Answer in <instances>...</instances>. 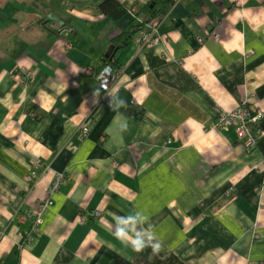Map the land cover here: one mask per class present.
Returning a JSON list of instances; mask_svg holds the SVG:
<instances>
[{"label":"crops","instance_id":"obj_1","mask_svg":"<svg viewBox=\"0 0 264 264\" xmlns=\"http://www.w3.org/2000/svg\"><path fill=\"white\" fill-rule=\"evenodd\" d=\"M102 1L0 0V264H264V136L247 151L207 129L217 107L264 113V0H176L155 49L115 42L143 18ZM108 58L125 71L103 91L80 68ZM62 172L31 238L15 213ZM135 211L158 255L115 238L113 214Z\"/></svg>","mask_w":264,"mask_h":264},{"label":"rangeland","instance_id":"obj_2","mask_svg":"<svg viewBox=\"0 0 264 264\" xmlns=\"http://www.w3.org/2000/svg\"><path fill=\"white\" fill-rule=\"evenodd\" d=\"M169 13H167L164 16H159L157 17L155 20L157 21V25H154V29H153V24L150 23V21H145L144 20L140 23H144L143 25V29L146 31H149V33H151L152 35H150L148 37V39H150L151 41L156 39L157 36H155V33L158 34L160 37L163 35V33L161 32V23H162V19L164 17H166ZM135 18L138 20L137 16L134 15ZM147 28V29H146ZM164 42V41H163ZM162 43H159L158 45L155 46H151L153 49L157 48L158 46H160ZM149 44H140V46L146 47ZM68 48L72 47V41L68 42L67 45ZM109 65V64H108ZM91 66V67H90ZM107 65H104L101 68H95L96 71L92 68V65H85L82 66L80 68L81 73L84 72L83 67H85L87 70H85V74L86 76L90 75V76H95L97 78V82L99 83L100 87H102L103 85V80L98 78V73L100 71H102L104 68H106ZM113 68L118 69L116 70L117 72L113 73V75L111 76V79L109 80L108 85H110L113 76L115 74L120 75L122 74L125 69L123 68L124 66H121L119 68L114 67V65H111ZM118 66V65H117ZM29 72H24L22 74V79H26V77H30ZM106 83V84H107ZM104 86V85H103ZM109 87V86H108ZM264 121V113L260 110L255 111V112H250L243 104H241L239 107H237L236 109L233 110H225L222 109L220 107H217V114H216V118L207 125V129L208 130H220L223 132H228L231 130H235L236 134L238 136V139L241 140L247 151H252L254 149H256L259 144L260 141L262 140V137L264 136V128H263V124L262 122ZM84 131L87 132L88 129L84 128ZM244 132V133H243ZM168 143L172 142V139L170 137H168L167 139ZM256 164H258L259 166L264 164V159L255 161ZM41 164V163H40ZM257 168V166H255ZM66 180V174L64 172L60 173L57 175L56 181H54L50 187L49 193L48 195L41 200V202H39L37 205H35L34 207H31L30 209L32 210H37L39 213L43 212L44 210L49 211L51 209L52 206H54L55 204V197L54 195L59 192L61 185L63 182H65ZM58 184V186H57ZM48 201H51V203H49ZM46 202H48L46 205H50L51 207L46 209V205H44ZM26 210V209H25ZM21 212V211H19ZM88 219L89 218H100L103 216V213L100 210H94L93 212H88ZM45 215V214H44ZM21 218H19L20 221ZM35 219H39L37 214L35 216H31L28 218L27 221H29L31 223V227L29 230V237H31L33 234L32 230L36 229L37 231V225L35 223ZM22 220V219H21ZM44 220V217H43ZM23 222H26V220H22ZM38 232V231H37ZM33 238V237H31ZM31 240V239H29Z\"/></svg>","mask_w":264,"mask_h":264},{"label":"clouds","instance_id":"obj_3","mask_svg":"<svg viewBox=\"0 0 264 264\" xmlns=\"http://www.w3.org/2000/svg\"><path fill=\"white\" fill-rule=\"evenodd\" d=\"M126 106L123 100L110 101L109 107ZM116 221L114 236L125 246H130L137 253L151 248L153 255H158L163 248V242L158 240L153 226L148 223V217L140 211L128 216L113 214ZM147 224V227L145 225Z\"/></svg>","mask_w":264,"mask_h":264},{"label":"trees","instance_id":"obj_4","mask_svg":"<svg viewBox=\"0 0 264 264\" xmlns=\"http://www.w3.org/2000/svg\"><path fill=\"white\" fill-rule=\"evenodd\" d=\"M175 2L176 0H149L145 4L135 3L134 5H129L128 3L123 2L121 0H103L98 4V8L114 20H118L129 10L135 8V15L137 17H142L145 23V21H148L152 18L164 16L169 13ZM144 23H140L139 21V24H136L132 26L128 31L121 33L115 39V42H129L135 34H137L141 29H143ZM108 64L114 65V63H111L109 58L105 60L104 65ZM104 65H102V67ZM114 67L116 66L114 65Z\"/></svg>","mask_w":264,"mask_h":264},{"label":"built area","instance_id":"obj_5","mask_svg":"<svg viewBox=\"0 0 264 264\" xmlns=\"http://www.w3.org/2000/svg\"><path fill=\"white\" fill-rule=\"evenodd\" d=\"M133 12L135 13L136 9H134ZM151 24H153V29H154V25H157V21L154 20L151 22ZM150 35H152V34L149 33V31H146V30L141 31L139 36H138V41L140 42V44H149L150 46L153 47V46L158 45L160 43V36L158 34L155 33V36H157V38L152 40V41L150 39H148V37ZM92 68L96 71L95 67L92 66ZM22 70H23V72L26 71L24 68H22ZM83 70H84L83 73H85V70H87V69L85 67H83ZM116 70H118V69H115L110 65H107L106 68H104L102 71H100L98 73V78L100 79V81H101V79L103 80V85H104V86L102 85L103 88H107L109 86L107 82H109L113 73L117 72ZM28 176H30V175H28ZM57 186H58V184H57ZM48 202L51 203V201H48ZM48 202H46L44 205H46ZM48 207L50 208L51 206L46 205V209ZM45 213H46V210L39 213L37 210L26 209L24 211L19 212L18 218H21L22 220L25 219L27 221L29 217L35 216L37 214L39 219H35V223L37 225V227H36L37 231L39 232L40 226L43 223V217H44ZM21 219H20V221H22ZM37 231H36V229H33L32 230L33 234H31L32 235L31 237H33L36 233H38Z\"/></svg>","mask_w":264,"mask_h":264},{"label":"bare ground","instance_id":"obj_6","mask_svg":"<svg viewBox=\"0 0 264 264\" xmlns=\"http://www.w3.org/2000/svg\"><path fill=\"white\" fill-rule=\"evenodd\" d=\"M136 13V12H135ZM134 13V14H135ZM139 18H141V17H139ZM139 18H138V20H139ZM157 17H155V18H152V19H150L149 21H150V23L152 22V21H154L155 19H156ZM143 21V19L140 21V22H142ZM144 29H141L139 32H138V35H137V40H138V36H139V34H140V32L141 31H143ZM163 41H164V36L162 35L161 37H160V43H163ZM138 43L140 44V42L138 41ZM22 68H24L26 71L25 72H29V73H31V71L27 68V67H25V66H19V70H18V72L20 73V75H22L24 72H23V70H22ZM102 89H103V91H107V89H108V87L107 88H103V87H101ZM40 164V162L37 164V165H39ZM254 167L255 166H257V167H259V165L258 164H256V163H254V165H253ZM256 168V167H255ZM42 169V168H41ZM39 173H41V170L40 171H34V172H32V173H28V174H25L24 175V177H25V179H27V180H31L34 176H37ZM28 175H30V176H28ZM55 181H56V179H55ZM18 215H19V212H16L15 213V219L17 220V221H19V218H18ZM20 222H22V221H20Z\"/></svg>","mask_w":264,"mask_h":264},{"label":"water","instance_id":"obj_7","mask_svg":"<svg viewBox=\"0 0 264 264\" xmlns=\"http://www.w3.org/2000/svg\"><path fill=\"white\" fill-rule=\"evenodd\" d=\"M114 45L110 47L109 51L107 52L108 55H110L113 52Z\"/></svg>","mask_w":264,"mask_h":264}]
</instances>
